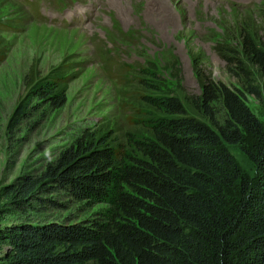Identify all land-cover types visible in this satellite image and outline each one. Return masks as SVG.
<instances>
[{
	"label": "trees",
	"instance_id": "1",
	"mask_svg": "<svg viewBox=\"0 0 264 264\" xmlns=\"http://www.w3.org/2000/svg\"><path fill=\"white\" fill-rule=\"evenodd\" d=\"M244 31L242 56L227 60L243 73L246 63L258 67L264 76V47ZM4 58L0 47V64ZM195 73L199 94L180 99L163 93L155 72L142 68L136 130L121 141L83 132L40 175L9 186L0 214L56 207L42 198L54 190L104 209L78 223L6 225L0 264H264V133L243 92L199 68ZM66 80L58 67L43 76L30 72L7 129L39 109H61ZM248 91L259 96L252 86ZM244 135L258 137L247 152L256 170L252 180L240 177L227 149ZM238 180V203L227 209V192Z\"/></svg>",
	"mask_w": 264,
	"mask_h": 264
},
{
	"label": "rangeland",
	"instance_id": "2",
	"mask_svg": "<svg viewBox=\"0 0 264 264\" xmlns=\"http://www.w3.org/2000/svg\"><path fill=\"white\" fill-rule=\"evenodd\" d=\"M75 1L0 0V47L5 50L0 64V198L19 178L40 175L83 132L112 135L121 141L136 130L132 118L137 114V78L142 68L155 72L163 93L180 99L199 94L195 75L199 68L213 82L243 92L264 133L261 70L246 63L243 73L227 60L231 55L242 56L244 30L264 47V0H83L72 4ZM76 6L81 14L73 19L68 14ZM57 67L67 77L64 106L56 111L39 109L18 127L7 129L26 93L28 74L43 76ZM250 86L259 96L248 91ZM257 141L255 135H244L238 145L227 146L242 179L255 176L247 152L254 151ZM239 197L240 180L227 192V209ZM42 198L58 205L11 215L3 212L0 229L20 222L78 223L104 209L103 205L86 208L58 190ZM1 251L7 248L2 246Z\"/></svg>",
	"mask_w": 264,
	"mask_h": 264
},
{
	"label": "bare ground",
	"instance_id": "3",
	"mask_svg": "<svg viewBox=\"0 0 264 264\" xmlns=\"http://www.w3.org/2000/svg\"><path fill=\"white\" fill-rule=\"evenodd\" d=\"M83 0H78V1H75V2H73L72 4H75V5H77V4H79L80 2H82ZM71 5V4H70ZM69 5V6H70ZM68 6V7H69ZM81 7H85L86 5H80ZM67 7V8H68ZM81 14V10H80V8L79 7H73L72 9H71V11L69 12V14H68V16L69 17H71V18H77L78 17V15H80ZM61 24H63V22H60ZM36 26H38V27H43V26H39V25H36Z\"/></svg>",
	"mask_w": 264,
	"mask_h": 264
}]
</instances>
